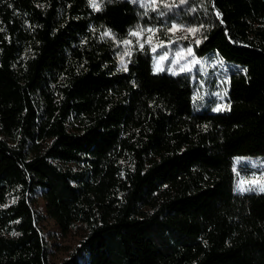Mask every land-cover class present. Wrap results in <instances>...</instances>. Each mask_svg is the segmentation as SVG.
Wrapping results in <instances>:
<instances>
[{
	"label": "trees",
	"instance_id": "16d2710c",
	"mask_svg": "<svg viewBox=\"0 0 264 264\" xmlns=\"http://www.w3.org/2000/svg\"><path fill=\"white\" fill-rule=\"evenodd\" d=\"M99 3L0 0V264H264V192L234 170L264 158V0H206L195 50L234 66L223 111L195 108V82L155 72L146 46L121 69L103 33L164 23ZM38 196L82 231L59 263Z\"/></svg>",
	"mask_w": 264,
	"mask_h": 264
},
{
	"label": "rangeland",
	"instance_id": "374dc122",
	"mask_svg": "<svg viewBox=\"0 0 264 264\" xmlns=\"http://www.w3.org/2000/svg\"><path fill=\"white\" fill-rule=\"evenodd\" d=\"M129 1L137 6L142 15L148 17L150 20L152 18L159 19L164 24L157 23L152 25L145 23L131 30L129 35L132 31L145 30L139 41L137 37L131 35L129 38L122 40L113 39L117 47L116 59L118 66L123 69L120 59L126 50V46L123 44L124 40L132 41L131 45L127 46L129 49L135 44L140 45L142 43L151 52L153 70L155 72H157L155 65L159 61L160 66L163 68V71L159 72L172 74L174 72L176 74L185 73L195 82L196 90L193 98L195 108L211 106V109L216 111L215 109L217 107L228 106L227 92L229 73L234 69V66L221 59L216 53L199 56L195 50V46L202 40V32L208 24V20H204L202 17L203 15H207L205 13L206 7H204L207 6L206 0H185L184 3H180V0H164V2L170 4L175 3L176 6L164 8L161 4L156 6V11H153L151 7L142 6L147 5L149 0ZM173 25H176L181 30L175 32L170 31ZM148 28L154 29V33H148L146 31ZM190 28L198 29V31L195 33L185 31V29ZM149 36L152 37L150 43L148 42ZM153 48H155V51H153ZM189 48L192 49L194 55L188 54L187 50ZM161 57L165 58L161 59ZM124 59L127 63L128 56H125ZM193 59L200 63H192ZM188 69H191V71H188ZM216 93H220L223 99L217 96ZM225 109L227 108H222L221 111ZM234 165V170L237 172L236 190L240 180H251L253 177L264 176V158H260L259 156H239L234 158ZM253 190L259 191L256 188ZM33 207L41 214V221L38 226L47 244L50 261L59 263L63 259L68 258L74 248L79 244L82 238V231L79 229L63 233L54 219L47 215L45 202L41 196L36 198Z\"/></svg>",
	"mask_w": 264,
	"mask_h": 264
},
{
	"label": "snow or ice",
	"instance_id": "6c2138e0",
	"mask_svg": "<svg viewBox=\"0 0 264 264\" xmlns=\"http://www.w3.org/2000/svg\"><path fill=\"white\" fill-rule=\"evenodd\" d=\"M133 2H135V0H133ZM184 2H185V0H180V3H184ZM89 3L91 5V7L95 11H100L101 10V5L99 3V0H89ZM161 4H162V6L164 8H171V7L176 6L175 3L170 4V3L164 2V0H149V3L147 5H142V6L151 7L153 11H156L157 10L156 6L157 5H161ZM217 15H219V13H217ZM179 30H181V29H179L176 25H173L172 28L170 29V31H172V32L179 31ZM144 31H145L144 29H140L138 31H132L130 33V35L133 36V37H137V40L139 41L141 39L142 33ZM146 31L148 33H154L155 30L152 29V28H148ZM185 31L195 33L196 31H198V29L190 28V29H185ZM103 35L111 37V38L114 39V37L112 36L111 31H106L105 33H103ZM151 40H152V37L149 36L148 37V42L150 43ZM131 43H132L131 40H124L123 41V44L126 46V50L123 53V55H121L120 63H121V66H122L124 71H127V64L125 62L124 57L131 55V51L127 47V46L131 45ZM197 43H199V41H197ZM143 47H144V45L141 43L140 44L141 50L143 49ZM153 51H155V48H153ZM187 51H188L189 55H194L192 53V49L191 48H189ZM181 55H183V53H181ZM164 58L165 57H161V59H164ZM192 63L198 64L200 62L195 60V59H193ZM155 69H156L157 72L163 71V68L160 66L159 61H157L156 65H155ZM182 70H184V69L182 68ZM188 71H191V69H188ZM173 74H176V73L174 72ZM216 95L220 96V98L223 99V96L220 93H216ZM197 98L199 99V97H197ZM222 108H227V110H230V105L217 107L215 110L216 111H221ZM254 188H256L257 190H259L261 192H264V176L253 177L251 180H240L238 185H237V191H239L241 193L246 192V191H252ZM13 235H16V233H13Z\"/></svg>",
	"mask_w": 264,
	"mask_h": 264
}]
</instances>
